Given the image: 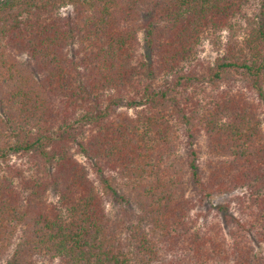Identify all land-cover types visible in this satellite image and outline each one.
<instances>
[{
	"label": "trees",
	"instance_id": "1",
	"mask_svg": "<svg viewBox=\"0 0 264 264\" xmlns=\"http://www.w3.org/2000/svg\"><path fill=\"white\" fill-rule=\"evenodd\" d=\"M257 245L264 0H0V264H264Z\"/></svg>",
	"mask_w": 264,
	"mask_h": 264
},
{
	"label": "rangeland",
	"instance_id": "2",
	"mask_svg": "<svg viewBox=\"0 0 264 264\" xmlns=\"http://www.w3.org/2000/svg\"><path fill=\"white\" fill-rule=\"evenodd\" d=\"M224 34L222 35V39H224ZM201 56L204 57L205 59L208 60H213L216 55H217V51H216V47L215 45H213L212 43H210L209 41H205L203 46L201 47V52H200ZM202 144V148H204V141L201 142ZM232 194H225V195H221V196H215L214 198H212L210 200V204H208V207L210 206H218L221 204H224L226 202L229 201L230 197ZM110 211H113L115 207L111 206V204L108 206ZM257 250H259L260 252H264V245H257ZM48 264V263H46Z\"/></svg>",
	"mask_w": 264,
	"mask_h": 264
}]
</instances>
